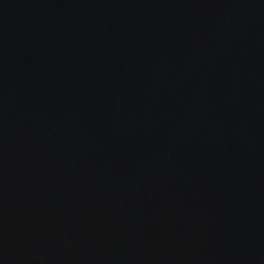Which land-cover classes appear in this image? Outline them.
I'll list each match as a JSON object with an SVG mask.
<instances>
[{
  "label": "water",
  "instance_id": "obj_1",
  "mask_svg": "<svg viewBox=\"0 0 264 264\" xmlns=\"http://www.w3.org/2000/svg\"><path fill=\"white\" fill-rule=\"evenodd\" d=\"M0 264H264V0H0Z\"/></svg>",
  "mask_w": 264,
  "mask_h": 264
}]
</instances>
